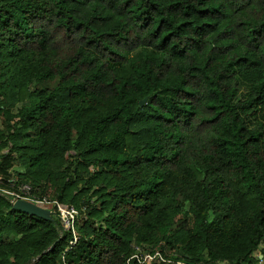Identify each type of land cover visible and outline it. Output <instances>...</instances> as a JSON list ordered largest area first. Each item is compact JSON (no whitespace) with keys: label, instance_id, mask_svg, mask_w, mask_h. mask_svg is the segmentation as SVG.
Segmentation results:
<instances>
[{"label":"trees","instance_id":"trees-1","mask_svg":"<svg viewBox=\"0 0 264 264\" xmlns=\"http://www.w3.org/2000/svg\"><path fill=\"white\" fill-rule=\"evenodd\" d=\"M0 179V264H264V0H0Z\"/></svg>","mask_w":264,"mask_h":264},{"label":"built area","instance_id":"built-area-1","mask_svg":"<svg viewBox=\"0 0 264 264\" xmlns=\"http://www.w3.org/2000/svg\"><path fill=\"white\" fill-rule=\"evenodd\" d=\"M0 194L10 198L12 204L19 200L26 201L50 211L61 222L63 232L72 235L71 245H75L79 240L76 233V224L80 218V211L74 206H66L57 200L40 197L30 185L19 183L15 180H9L6 187L0 186ZM150 259L152 260L153 258L151 257Z\"/></svg>","mask_w":264,"mask_h":264},{"label":"water","instance_id":"water-1","mask_svg":"<svg viewBox=\"0 0 264 264\" xmlns=\"http://www.w3.org/2000/svg\"><path fill=\"white\" fill-rule=\"evenodd\" d=\"M147 102V99H144L141 101L140 106L143 107ZM12 209L15 211H19L21 213H24L26 215H29L34 218H38L47 222H53V215L50 211L42 209L36 205H33L31 203H28L26 201H15L12 204ZM56 244L52 246L54 248ZM51 248V249H52Z\"/></svg>","mask_w":264,"mask_h":264},{"label":"rangeland","instance_id":"rangeland-1","mask_svg":"<svg viewBox=\"0 0 264 264\" xmlns=\"http://www.w3.org/2000/svg\"><path fill=\"white\" fill-rule=\"evenodd\" d=\"M246 93V91L245 90H243V95ZM262 248H263V246L262 247H260V249L255 253V259H260V260H262L263 259V256L262 255H260L261 254V250H262ZM138 257L139 258H141V259H143L144 261H146V262H149V261H151V254H150V252L149 251H143V250H140L139 251V254H138ZM260 264H262L263 262L261 261V262H259Z\"/></svg>","mask_w":264,"mask_h":264}]
</instances>
